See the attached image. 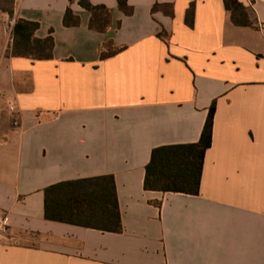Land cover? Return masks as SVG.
Wrapping results in <instances>:
<instances>
[{"label":"crops","instance_id":"obj_1","mask_svg":"<svg viewBox=\"0 0 264 264\" xmlns=\"http://www.w3.org/2000/svg\"><path fill=\"white\" fill-rule=\"evenodd\" d=\"M86 1L104 31L78 0H14L53 47L0 48V264H264V0H237L252 26L222 0ZM212 103L198 194L144 190L152 149L197 142ZM106 176L119 233L45 220V188Z\"/></svg>","mask_w":264,"mask_h":264},{"label":"trees","instance_id":"obj_2","mask_svg":"<svg viewBox=\"0 0 264 264\" xmlns=\"http://www.w3.org/2000/svg\"><path fill=\"white\" fill-rule=\"evenodd\" d=\"M6 1L14 4V0ZM231 21L236 26H252L246 8L237 0H222ZM71 3L72 0H69ZM118 9L124 15L132 10L127 0H116ZM78 5L90 16L88 27L102 32L106 29L109 12L102 5L93 6L86 0ZM193 4L186 11V23L191 25ZM0 9L14 19L12 7ZM65 27L78 25V17L69 8L63 16ZM38 24L14 19L11 29V45L8 55L31 60H48L52 57L53 41L51 31L44 39L34 37ZM100 57H105L101 53ZM214 103L208 114L197 142L192 144L167 145L152 149L145 166L143 187L146 191L161 193H183L197 195L202 172L204 154L211 146ZM44 218L48 221L96 229L103 232L119 233L121 230L119 211L111 176L65 181L44 189Z\"/></svg>","mask_w":264,"mask_h":264},{"label":"rangeland","instance_id":"obj_3","mask_svg":"<svg viewBox=\"0 0 264 264\" xmlns=\"http://www.w3.org/2000/svg\"><path fill=\"white\" fill-rule=\"evenodd\" d=\"M0 6L4 9L12 7L13 12L15 5L9 4L6 1H0ZM14 24L13 18L0 9V48L4 54H8L9 46L11 45V29ZM13 124V123H12Z\"/></svg>","mask_w":264,"mask_h":264},{"label":"built area","instance_id":"obj_4","mask_svg":"<svg viewBox=\"0 0 264 264\" xmlns=\"http://www.w3.org/2000/svg\"><path fill=\"white\" fill-rule=\"evenodd\" d=\"M13 125L17 126V120L13 121ZM8 229H9V225L7 222V217L6 215H3L0 217V235L1 236L5 235L8 232Z\"/></svg>","mask_w":264,"mask_h":264}]
</instances>
